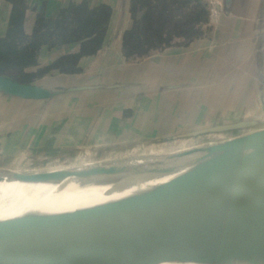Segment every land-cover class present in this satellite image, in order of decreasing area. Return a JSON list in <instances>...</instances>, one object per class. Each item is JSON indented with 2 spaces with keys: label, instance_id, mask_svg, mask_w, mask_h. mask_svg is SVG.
I'll return each mask as SVG.
<instances>
[{
  "label": "rangeland",
  "instance_id": "obj_1",
  "mask_svg": "<svg viewBox=\"0 0 264 264\" xmlns=\"http://www.w3.org/2000/svg\"><path fill=\"white\" fill-rule=\"evenodd\" d=\"M104 1L0 0V75L39 86L48 94L27 99L0 90V168L48 177L51 169L86 163L141 169L145 165L120 161L177 153L264 129L263 105L249 94L247 110L236 118L240 115L236 107L232 113L219 109L211 115L222 118L186 120L160 136L146 132L140 139L123 142L107 135L93 143L65 141L64 127L79 122L78 115H94L99 107L117 109L120 104L111 84H103L100 77L89 80L90 53L113 46L121 55L112 58L133 63L202 42L216 29L223 4V0ZM115 33L121 39L113 41ZM70 47L77 52L66 56Z\"/></svg>",
  "mask_w": 264,
  "mask_h": 264
},
{
  "label": "water",
  "instance_id": "obj_2",
  "mask_svg": "<svg viewBox=\"0 0 264 264\" xmlns=\"http://www.w3.org/2000/svg\"><path fill=\"white\" fill-rule=\"evenodd\" d=\"M0 90L27 99L48 96L2 75ZM120 163L166 165L77 228L46 236L0 234V264H264V244L250 239V223L264 209V129ZM0 177L46 182L6 168Z\"/></svg>",
  "mask_w": 264,
  "mask_h": 264
},
{
  "label": "crops",
  "instance_id": "obj_3",
  "mask_svg": "<svg viewBox=\"0 0 264 264\" xmlns=\"http://www.w3.org/2000/svg\"><path fill=\"white\" fill-rule=\"evenodd\" d=\"M221 8L211 37L188 47L169 48L133 63L112 58L121 55L113 46L90 53L89 80L100 77L111 84L120 104L78 115L79 122L64 127L65 141L93 143L107 135L123 142L146 132L160 136L186 120L222 118L211 115L219 109L232 113L236 107V118L247 110L249 94L264 106V0H223ZM111 39L121 37L115 33ZM76 52L70 47L64 54Z\"/></svg>",
  "mask_w": 264,
  "mask_h": 264
},
{
  "label": "bare ground",
  "instance_id": "obj_4",
  "mask_svg": "<svg viewBox=\"0 0 264 264\" xmlns=\"http://www.w3.org/2000/svg\"><path fill=\"white\" fill-rule=\"evenodd\" d=\"M165 165L141 169L93 163L64 166L51 169V176H43V184L0 177V234L46 236L77 228L100 209L149 182ZM250 226V239L264 244V209Z\"/></svg>",
  "mask_w": 264,
  "mask_h": 264
}]
</instances>
